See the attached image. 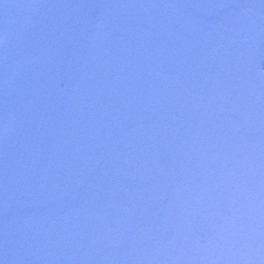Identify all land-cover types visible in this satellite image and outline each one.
<instances>
[{
  "label": "flooded vegetation",
  "instance_id": "1",
  "mask_svg": "<svg viewBox=\"0 0 264 264\" xmlns=\"http://www.w3.org/2000/svg\"><path fill=\"white\" fill-rule=\"evenodd\" d=\"M74 15L77 27L71 25ZM30 27L35 50L43 48L53 55L58 45L77 48L76 74L84 105L94 110L92 127L99 120L117 129L143 122L152 124L158 133L159 150L166 149V165L187 160L199 137L170 136L167 132L169 139L162 146L161 131L166 133L169 125L181 127L184 121L190 125L205 118L208 127L246 126L243 106H238L234 116L221 108L212 63L217 49L233 40L255 44L254 67L264 94V0H61L46 16H31ZM3 70L0 64V118L6 101ZM119 79L128 85L130 95H144L138 108L125 115L116 113L111 104ZM181 87L190 96V110L185 117L171 110L166 97L180 94ZM261 134L264 127L251 136ZM155 186L153 181L139 190L153 191ZM79 227L76 224L73 231L64 230L66 235L53 245L69 243L80 233ZM129 237L125 242L130 248L133 236ZM90 248L86 259L125 249L123 242H112L110 238L92 243Z\"/></svg>",
  "mask_w": 264,
  "mask_h": 264
},
{
  "label": "clouds",
  "instance_id": "2",
  "mask_svg": "<svg viewBox=\"0 0 264 264\" xmlns=\"http://www.w3.org/2000/svg\"><path fill=\"white\" fill-rule=\"evenodd\" d=\"M60 2L26 0L23 9L43 17ZM8 40L0 31V48ZM250 131L213 126L162 174L160 214L131 239L134 264H264V134Z\"/></svg>",
  "mask_w": 264,
  "mask_h": 264
},
{
  "label": "water",
  "instance_id": "3",
  "mask_svg": "<svg viewBox=\"0 0 264 264\" xmlns=\"http://www.w3.org/2000/svg\"><path fill=\"white\" fill-rule=\"evenodd\" d=\"M232 46L230 48H233ZM235 49V48H234ZM234 49L229 50V58L226 59L225 64L223 65V71H226V62L232 60L231 55L234 54ZM227 52V51H225ZM223 53V55L225 54ZM247 62L245 63L244 68L246 71H251V54H246ZM221 59V58H219ZM47 61L45 59H41L38 63H32V61H28L23 68L20 70L19 74L13 80V83L9 90V95L14 97V95L20 91V101L19 98L15 96L13 100H15L13 121L11 123V127L9 128L6 136L2 140L1 150L5 148V151H12L13 144L12 139L13 135L19 138V147L21 151L26 150L30 144H33L35 139H39V136L43 132L44 128H50L52 130V141L53 146H56V140L61 137H65L69 144H74L75 147L79 150V162L71 165L70 175L66 177L61 174L60 178L64 180V183L68 182V180H73L77 178L81 179L79 176L82 174L86 164L88 165L89 171L92 170L96 166V162L100 156V148L99 150L96 148L95 151L91 148L89 143H92V138L90 133L86 129V119L84 118V113L82 115L77 114L73 111L72 104L68 101L65 95H62L59 87V79L53 67H46ZM234 68V67H233ZM242 69V68H241ZM233 73L234 76H238L239 71L237 72V68H234ZM249 79L252 80V76L247 73V77L242 81L247 83ZM231 82V79L226 78V82ZM50 82V85H49ZM15 84V85H14ZM49 85V88H45ZM46 92V93H45ZM223 100L226 103H234L235 101H241L249 104L248 108L249 114L251 116L250 126L253 128L257 126L259 123V114L262 113V103L263 99L258 92H255L251 87H245L243 90H226L225 94L222 96ZM66 113L71 114L70 120H66ZM133 135L138 136L139 139L136 138L137 144V153L130 154V158H134V160L138 162H151V156L154 154V141L152 139V135L146 133L143 129L138 128L133 131L132 134L126 136L127 139L122 141V146L124 143ZM151 135V136H150ZM42 137V135H41ZM151 137V138H150ZM99 147V146H98ZM151 159V160H150ZM124 162V159H123ZM139 168V167H138ZM78 176V177H77ZM141 176H137L136 178H140ZM77 180V184L72 186L70 183L67 186L61 189L64 190H76L77 186L82 182ZM13 181V180H12ZM11 181V183H12ZM35 182L31 183V186ZM2 184H0V196H7L9 191H11L12 184L10 186L1 188ZM70 189H69V188ZM49 190L44 187H39L35 190V194H32L29 199L21 200L15 198H7L5 199L6 203L10 202H19L20 205L16 204L19 208H24L22 205H29L33 203L35 198L47 195ZM15 194V193H14ZM62 195H65L64 193ZM52 198V197H50ZM55 197L53 201L56 200ZM52 201V200H51ZM11 204L10 206H12Z\"/></svg>",
  "mask_w": 264,
  "mask_h": 264
},
{
  "label": "rangeland",
  "instance_id": "4",
  "mask_svg": "<svg viewBox=\"0 0 264 264\" xmlns=\"http://www.w3.org/2000/svg\"><path fill=\"white\" fill-rule=\"evenodd\" d=\"M25 2L26 0H0V31H3L9 36V40L6 44L10 46L11 49H13V46L16 49H20L21 59L33 56L41 51L38 50L37 53L34 52L35 49L32 45L31 31H29L28 26V13L23 9V4ZM62 59L63 65L68 71L65 73V82H67L71 88H74L79 82L78 79H74L76 74V63L73 58ZM121 184L123 185L122 188L114 187V189L104 191L102 194H99V196L92 193L90 198L91 200L88 205V209L90 211L96 210V212L102 216V219H105L108 223L110 229L116 234L123 231V226H128L129 224L131 225L136 219L135 216L129 218V220L127 218L128 214H130V211L132 210V202L134 203L135 199L133 192L123 183ZM155 195L156 197H159L161 192L157 191L155 192ZM100 201L103 203H100ZM143 214L146 215L147 213L143 212ZM159 214L158 208L152 207L149 209L146 219L154 222ZM13 216L14 215L10 218ZM17 217H19L18 219L22 221L21 216L17 215ZM6 222L7 220H0V226L6 224ZM125 222L126 224H124ZM13 225L15 224L10 223L11 232ZM42 251H44V249H42L41 252Z\"/></svg>",
  "mask_w": 264,
  "mask_h": 264
}]
</instances>
